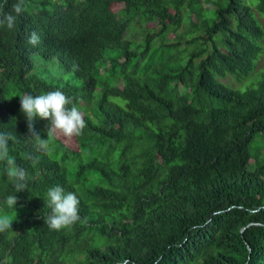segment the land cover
I'll return each instance as SVG.
<instances>
[{"label":"trees","instance_id":"1","mask_svg":"<svg viewBox=\"0 0 264 264\" xmlns=\"http://www.w3.org/2000/svg\"><path fill=\"white\" fill-rule=\"evenodd\" d=\"M8 13L0 131L27 173L16 205L34 213L0 232V264H264V74L244 90L221 81L251 73L264 0H0ZM136 19L157 21L138 43L124 39ZM57 89L86 122L74 148L21 111L19 95ZM55 185L80 199V219L60 230L44 222ZM14 192L0 162V208Z\"/></svg>","mask_w":264,"mask_h":264},{"label":"clouds","instance_id":"2","mask_svg":"<svg viewBox=\"0 0 264 264\" xmlns=\"http://www.w3.org/2000/svg\"><path fill=\"white\" fill-rule=\"evenodd\" d=\"M21 11L22 8L19 4L14 6L16 15L20 14ZM16 15L8 13L0 17V25L13 29L16 23ZM27 42L31 45H36L39 42L38 35L35 32L31 33ZM19 96L21 111L29 122L30 130L33 127L32 121L36 117L47 119L49 121L48 130L53 128L59 130L66 138L79 135L86 126L80 109L76 106H67L71 103V100L62 90L57 89L35 95L28 93ZM32 136L37 147L47 152L48 139L43 138L34 131ZM12 140H14V137L10 133L0 131V162H3L6 175L15 189L14 194L6 197L5 203L8 207H15L17 203L16 192L28 188L25 169L10 154V141ZM43 199L44 201L46 199L47 206L50 208V213L44 220L50 229L60 230L80 219V199L75 191H66L63 186L55 185L47 189L46 197ZM11 222L12 220L9 217L0 215V232L11 228Z\"/></svg>","mask_w":264,"mask_h":264},{"label":"rangeland","instance_id":"3","mask_svg":"<svg viewBox=\"0 0 264 264\" xmlns=\"http://www.w3.org/2000/svg\"><path fill=\"white\" fill-rule=\"evenodd\" d=\"M121 7L120 4H115L114 5V10H118ZM196 17L193 16V20H195ZM157 21L156 20H152L149 22H146L142 19H136L134 20L130 26L128 27L127 31L124 33V39L131 41V42H135L138 43L142 40L143 36L145 35V33H147V30L150 28H157ZM264 26V24H263ZM188 29V25L186 23L182 24L180 29H178V32L183 35L182 37V46L185 47L187 46L185 43V40L188 39V37H186L184 35V32ZM197 35V34H195ZM174 40V39H172ZM262 45V51L261 53L258 55L257 59L254 62V67L251 71V73L249 74V76L247 78H244L243 80L235 81L232 76H228L224 79H221V81H223L224 84H227L229 86H232L233 88H238L240 90H244L247 89L249 86L255 85V81L256 79H260L261 76H263L264 74V40H262L261 42ZM187 48H191L190 46H187ZM47 66L49 67V70L53 71V72H58V68L56 66L55 63H51V62H47L46 63ZM37 74L43 78H49L50 74L49 71H46L43 68H36ZM234 80V81H233ZM35 120H38V117L34 118ZM58 134L63 138L62 140L68 144L71 147H75V141L74 139L71 138H66L64 137V135L58 131ZM258 137V136H256ZM48 139V150L47 153L49 154V156L55 160H58L61 164L62 162L60 161V153H55V145L52 142V139L50 137V135L47 136ZM34 140V138H33ZM258 143H260V147L262 148V150L264 151V139L261 138V140L258 141ZM259 146V144H257L256 140L254 142L253 148L254 150L257 149V147ZM252 164L250 165L251 168L253 167V159L251 160ZM34 213L33 209L27 206H21V205H16L15 207H12L9 210H5L0 208V215L3 216H7L9 217L10 220H12V222H17L19 221V219L21 217H26V216H31ZM11 222V223H12Z\"/></svg>","mask_w":264,"mask_h":264}]
</instances>
